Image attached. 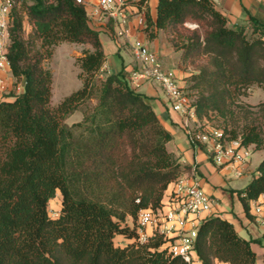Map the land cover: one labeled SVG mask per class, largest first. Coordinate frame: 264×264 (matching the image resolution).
Returning a JSON list of instances; mask_svg holds the SVG:
<instances>
[{
    "label": "trees",
    "instance_id": "obj_1",
    "mask_svg": "<svg viewBox=\"0 0 264 264\" xmlns=\"http://www.w3.org/2000/svg\"><path fill=\"white\" fill-rule=\"evenodd\" d=\"M22 7L31 32L23 37L14 8L7 51L22 88L0 100V264H186L168 254L160 235L136 242L137 212L158 208L187 169L167 151L172 137L149 97L131 88L123 67L101 72L99 31L75 0H29ZM146 10L143 31L152 37V28L162 30L181 63L195 65L183 91L197 119L253 152L264 150V102L239 101L253 86L264 91V25L250 18L228 26L211 0H158L153 21ZM59 43L89 48L75 59L81 87L51 106L52 75L43 61ZM92 99V108H81ZM76 111L81 120L66 125ZM235 192L252 218L250 202L264 194V158ZM57 193L59 212L51 217L48 203ZM255 244L264 250L262 238H241L230 222L211 215L198 226L193 250L200 264H256Z\"/></svg>",
    "mask_w": 264,
    "mask_h": 264
},
{
    "label": "built area",
    "instance_id": "obj_2",
    "mask_svg": "<svg viewBox=\"0 0 264 264\" xmlns=\"http://www.w3.org/2000/svg\"><path fill=\"white\" fill-rule=\"evenodd\" d=\"M18 0H0V75L10 73L7 59L9 27L12 11ZM86 11L92 26L107 30L113 41L128 46L136 64L127 76L131 87L137 88L141 81L156 82L165 97L167 106L181 116V126L192 148H205L215 166L231 169L234 177L243 175L253 153V146L241 145L240 139H231L223 128L199 121L189 97L177 80L164 69L163 63L141 40L132 38L130 23L135 20L137 27H145L144 12L146 0H75ZM5 80L0 77V88ZM22 86L15 87L19 93ZM169 205L152 210L140 209L136 215V242L143 244L154 235L166 239L168 254L180 257L186 264H200L193 250V242L201 221L211 216L213 199L200 186L195 168L181 173L170 183ZM264 201L254 208L264 224ZM189 227L185 228V225ZM264 240V233L261 235ZM222 264V263H218Z\"/></svg>",
    "mask_w": 264,
    "mask_h": 264
},
{
    "label": "crops",
    "instance_id": "obj_3",
    "mask_svg": "<svg viewBox=\"0 0 264 264\" xmlns=\"http://www.w3.org/2000/svg\"><path fill=\"white\" fill-rule=\"evenodd\" d=\"M147 1V15L150 20L155 19L156 5L158 0ZM214 8L224 15L228 26L248 25L250 18L264 25V0H211ZM145 18V14H144ZM92 21H90L91 23ZM93 23H91L92 25ZM132 38L143 41L148 48L154 52L163 63L164 69L171 72L177 80L179 86L183 87L182 79L186 76V71L180 67V52L175 51L171 46L168 36L162 30L152 28V37L143 31L144 27H137L135 20L130 23ZM99 40L105 54V61L101 72L103 74L115 73L121 67L129 73L135 69L136 64L131 56L130 50L125 44L115 46L107 30L99 31ZM5 80L4 88H0V100L10 99L8 91L14 92L12 88L14 80L11 73L0 75ZM22 86V81L19 82ZM139 93L149 97L148 103L152 107L159 123L167 130L172 139L166 144L168 152L172 153L182 166L187 169L184 172H190L194 167L199 177L200 186L203 191L209 195L214 203L212 207V216H219L230 222L237 234L244 239H259L264 233V224H262L259 215L254 214L255 206L264 201V194H261L256 200L250 202V214L252 218H247L243 207L236 194V190L242 189L251 180L252 175L262 158L264 150L256 151L259 156L256 159L255 168L251 167V160L243 168V175L236 181H228L227 174H234L231 169L215 166L210 160L205 148H192L185 136L181 126V116L173 112L166 103L165 97L160 86L154 81H141L137 88L131 87ZM4 94V95H3ZM170 184L164 192L161 203L169 205ZM264 214V211H262ZM189 224L185 225V228ZM120 238L117 237L116 240ZM257 252L256 264H262L264 260V250L255 244L253 246Z\"/></svg>",
    "mask_w": 264,
    "mask_h": 264
},
{
    "label": "rangeland",
    "instance_id": "obj_4",
    "mask_svg": "<svg viewBox=\"0 0 264 264\" xmlns=\"http://www.w3.org/2000/svg\"><path fill=\"white\" fill-rule=\"evenodd\" d=\"M29 2V0H18L15 10L19 12V14L23 18V37L27 38V36L31 32V27L27 23L25 13L23 11L22 2ZM185 27L192 30L197 28V25L192 22L185 23ZM250 34V32H248ZM169 39V38H168ZM113 41V40H112ZM115 46L121 44V42L116 43L113 41ZM89 48L88 45H81V44H71V43H59L58 45L54 46L52 49V55L50 58L45 59L43 61V67L48 69L52 75V83H51V98H50V105L56 106L64 97L76 91L81 87V81L77 78L78 68L75 64V59L81 56L82 50ZM203 62L202 59H197L195 64ZM194 66L191 63L184 65L180 61V67L183 71H186V76L182 79L183 81V90H187L188 84V77L190 74L194 73ZM13 85L16 87L20 85L16 83ZM15 87L12 90H15ZM188 91V90H187ZM12 91H8L7 95L11 94ZM4 95V94H3ZM239 101L248 106H255L260 102H264V91L260 88L253 86L250 90L247 91V95L245 97H241ZM95 105V100L92 99L91 101L86 102L82 105V109L85 106L92 108ZM82 118L81 112H74L71 115H68L63 122L66 125H71L72 123L80 121ZM217 119L218 123H222V120L219 118ZM259 154L257 152H253L249 158V162L251 160V167L255 168L256 159L258 158ZM239 178V177H238ZM238 178L233 177L231 174H227L228 181H236ZM60 195L59 193L51 199L48 203V213L51 217H55L59 212V205H60ZM128 224L131 225V219L127 218ZM136 223V218L134 220V225ZM116 244H124V240L117 239L115 241Z\"/></svg>",
    "mask_w": 264,
    "mask_h": 264
}]
</instances>
